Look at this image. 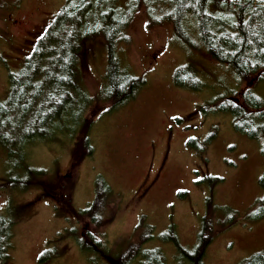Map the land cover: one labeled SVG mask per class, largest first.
Instances as JSON below:
<instances>
[{"label": "rangeland", "instance_id": "obj_1", "mask_svg": "<svg viewBox=\"0 0 264 264\" xmlns=\"http://www.w3.org/2000/svg\"><path fill=\"white\" fill-rule=\"evenodd\" d=\"M63 4L64 0H0V102L7 97L9 73L22 67ZM127 35L129 43L117 45L116 55L120 66L144 85L115 108L102 94L104 41L96 38L82 52L79 78L85 91L78 94V102L90 101L83 120L87 119L91 156L82 157L76 147L78 134L70 132L69 118L25 149L10 153L0 147V216L15 221L8 264H91L95 252L81 250L77 241L83 227L61 202L66 191L73 209L87 208L98 177L120 197L113 221L97 229L113 257L136 241L141 216L153 226V239L143 249H159L169 264H189L184 253L196 250L207 219L213 224V239L204 264H240L264 252V206L259 205L264 202L259 185L264 143L236 132L232 117L218 112L214 102L245 88L264 100V79L244 86L197 41L192 48L179 44L181 48L170 25H151L143 11ZM184 65L196 72L201 90L174 84V71ZM209 178L221 181L213 187ZM229 210L237 212L236 219ZM171 226L181 249L162 239ZM46 250L54 251L55 257L40 263Z\"/></svg>", "mask_w": 264, "mask_h": 264}, {"label": "trees", "instance_id": "obj_2", "mask_svg": "<svg viewBox=\"0 0 264 264\" xmlns=\"http://www.w3.org/2000/svg\"><path fill=\"white\" fill-rule=\"evenodd\" d=\"M140 11L153 26L170 25L176 44L192 48L197 41L209 58L227 67L244 86L253 79H264V0H64L22 67L9 73L7 97L0 102V147L10 153L25 149L35 140H44L54 126L69 118L70 132L78 134L76 147L82 157L91 156L87 119L83 120L90 101L78 102V94L85 91L79 78L82 52L89 42L101 38L107 61L102 92L105 102L115 108L132 99L144 81L121 67L116 53L117 45L129 43L128 29ZM173 82L190 91L203 87L190 65L178 67ZM214 102L218 112L232 117L236 132L264 143V100L252 89L230 91ZM208 181L215 186L221 179ZM259 185L264 189V175ZM61 203L83 227L77 241L81 250L95 252L91 264H169L159 249H143L153 239V226L145 216L135 227L136 241L124 252L111 255L97 229L113 221L120 197L102 177L95 181L94 197L87 208L73 209L66 191ZM229 214L231 219L237 218L236 211L229 210ZM207 220L202 223L196 250L184 253L189 264H204L213 239V224ZM14 226L13 218L0 216V264L11 260ZM162 239L180 248L172 226ZM50 251L40 255V263L55 257ZM176 264L183 262L176 260ZM240 264H264V252L254 253Z\"/></svg>", "mask_w": 264, "mask_h": 264}, {"label": "flooded vegetation", "instance_id": "obj_3", "mask_svg": "<svg viewBox=\"0 0 264 264\" xmlns=\"http://www.w3.org/2000/svg\"><path fill=\"white\" fill-rule=\"evenodd\" d=\"M15 24H21V22H20V21H16ZM168 142H169V136H168ZM184 142H185V141H184ZM194 173L198 175V174H199V171H196V170H195ZM160 174H161V172H158V174L155 175V177L153 178L152 183H153V182L155 183L156 181H158V179H159V177H160ZM152 183H151V184H152ZM154 183H153V184H154ZM155 184H156V183H155Z\"/></svg>", "mask_w": 264, "mask_h": 264}]
</instances>
